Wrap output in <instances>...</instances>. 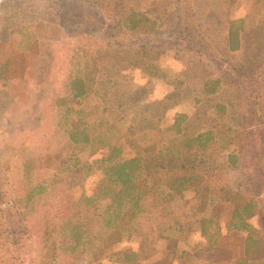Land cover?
<instances>
[{
  "label": "rangeland",
  "instance_id": "1",
  "mask_svg": "<svg viewBox=\"0 0 264 264\" xmlns=\"http://www.w3.org/2000/svg\"><path fill=\"white\" fill-rule=\"evenodd\" d=\"M251 200L264 0H0V264H264Z\"/></svg>",
  "mask_w": 264,
  "mask_h": 264
},
{
  "label": "trees",
  "instance_id": "2",
  "mask_svg": "<svg viewBox=\"0 0 264 264\" xmlns=\"http://www.w3.org/2000/svg\"><path fill=\"white\" fill-rule=\"evenodd\" d=\"M240 27H242V22L241 20H236V21H232V23L230 24V38H231V46L233 48L237 47V45L240 44ZM135 26L131 25L130 29H134ZM211 81H207L206 83L209 84ZM211 85V83H210ZM208 88V87H207ZM206 91V90H205ZM215 89H209L208 93H212L214 92ZM201 136H198L196 138H190L191 142H194L195 140H200ZM111 161L113 159H110ZM125 163H120V164H116L114 166V170H113V176L111 177L114 181H117L119 183H121L123 186L125 187H129L131 185L132 182V176L130 174V172L127 169V166L124 165ZM170 171H166V173H169ZM192 178L187 176V175H183V176H175V178L173 177L171 182L169 183V187L174 188L177 184H179L180 186H182V189H186L188 188V186L191 184ZM134 186V185H133ZM131 186L130 189L133 187ZM253 208H255V204L253 203V200H251L249 203H245L244 205H239L238 208H236L234 215H233V219L234 220H238V224H236V228L237 229H241V230H246L248 231L250 229V231H248V233L245 236V247H246V251H248V253H246L247 257L250 260V263L254 262L256 259L255 257H252V253H255L257 256L262 257L264 256V236L261 234H258L260 232H258V230L256 228H254V226H252L248 220H246L245 218V214L250 212ZM211 221V219H210ZM209 222V221H208ZM210 223V222H209ZM202 235H207V223L202 222ZM204 225H206V227H204ZM219 231V230H217ZM82 236H76L74 237L75 239H77L78 241H80ZM208 241L210 242V245H215L218 242L214 243V240H212L211 238H208ZM256 256V257H257ZM260 260V259H259ZM244 262H247V260H243Z\"/></svg>",
  "mask_w": 264,
  "mask_h": 264
}]
</instances>
